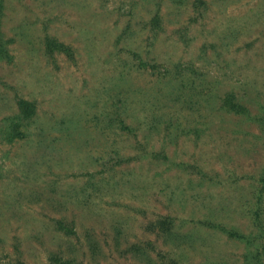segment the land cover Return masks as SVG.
<instances>
[{"label":"rangeland","instance_id":"1","mask_svg":"<svg viewBox=\"0 0 264 264\" xmlns=\"http://www.w3.org/2000/svg\"><path fill=\"white\" fill-rule=\"evenodd\" d=\"M1 32L0 264L254 261L264 0H4Z\"/></svg>","mask_w":264,"mask_h":264},{"label":"trees","instance_id":"2","mask_svg":"<svg viewBox=\"0 0 264 264\" xmlns=\"http://www.w3.org/2000/svg\"><path fill=\"white\" fill-rule=\"evenodd\" d=\"M199 1L200 0H194V5H196V2H199ZM3 14H4V0H0V58H2L6 53L4 43H3L2 32H1V21H2ZM155 21L158 24V21L157 20H155ZM52 41L53 42H48V43H54V44H50V47H53V46L60 47V46H57V44H58L57 42H55L54 40H52ZM233 105L235 107H237L240 111H243V113L246 112L244 107H242L236 103ZM18 106H19L23 115L28 116V117L33 115V107L31 105V103L20 100L18 103ZM16 136H22V133H20L18 131L17 127H14L10 132L7 133L6 138L7 139H13V138H16ZM234 237L243 239V237H240V236H234ZM260 252L264 253V249L257 251L256 254L252 257V259H254V261L250 262L248 264H264V260H262L260 257V255H261ZM50 264H71V263L63 262L62 260H59L58 258H53V259H51ZM246 264H247V262H246Z\"/></svg>","mask_w":264,"mask_h":264}]
</instances>
